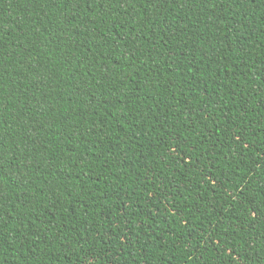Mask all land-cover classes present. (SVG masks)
<instances>
[{
    "label": "trees",
    "instance_id": "16d2710c",
    "mask_svg": "<svg viewBox=\"0 0 264 264\" xmlns=\"http://www.w3.org/2000/svg\"><path fill=\"white\" fill-rule=\"evenodd\" d=\"M0 264H264V0H0Z\"/></svg>",
    "mask_w": 264,
    "mask_h": 264
}]
</instances>
